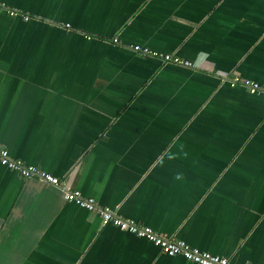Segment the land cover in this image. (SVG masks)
Segmentation results:
<instances>
[{
    "label": "crops",
    "instance_id": "0c3cea01",
    "mask_svg": "<svg viewBox=\"0 0 264 264\" xmlns=\"http://www.w3.org/2000/svg\"><path fill=\"white\" fill-rule=\"evenodd\" d=\"M0 2L19 12L0 9L11 158L158 233L264 264V94L221 80L264 86V0ZM0 264L194 263L0 164Z\"/></svg>",
    "mask_w": 264,
    "mask_h": 264
},
{
    "label": "built area",
    "instance_id": "2783aa9c",
    "mask_svg": "<svg viewBox=\"0 0 264 264\" xmlns=\"http://www.w3.org/2000/svg\"><path fill=\"white\" fill-rule=\"evenodd\" d=\"M0 9L8 12L10 15H16L19 13L1 2ZM25 18H28V16H25ZM85 38L89 40L91 39V36L85 35ZM108 41L114 44H119V38L117 36L109 38ZM128 47L131 50L140 53L142 56L156 57L165 63L168 62L186 67L194 66L191 60L179 58L178 56H173L168 53H160L148 47H142L139 44H129ZM221 80L228 82L230 86H242L249 94H264L263 85L240 75H232L227 78L226 75L222 74ZM0 164L16 170L23 178L36 179L42 183L59 187L65 201L73 202L89 211H95L103 225L111 224L138 237L145 238L157 245L162 252L169 256L180 255L194 264H233L226 257L214 255L207 251L194 248L173 235L158 233L149 226L143 225L131 218L120 216L108 206L98 205L93 197L83 196L81 192L78 189L73 188L67 180L65 183H61L60 179L52 173L41 170L34 165L24 164L20 160L11 158L8 150L3 146H0Z\"/></svg>",
    "mask_w": 264,
    "mask_h": 264
}]
</instances>
